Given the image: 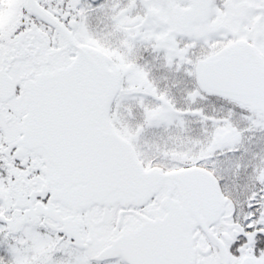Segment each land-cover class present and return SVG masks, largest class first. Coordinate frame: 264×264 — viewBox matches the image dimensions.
<instances>
[{"label": "snow or ice", "instance_id": "6c2138e0", "mask_svg": "<svg viewBox=\"0 0 264 264\" xmlns=\"http://www.w3.org/2000/svg\"><path fill=\"white\" fill-rule=\"evenodd\" d=\"M0 264H264V0H0Z\"/></svg>", "mask_w": 264, "mask_h": 264}]
</instances>
